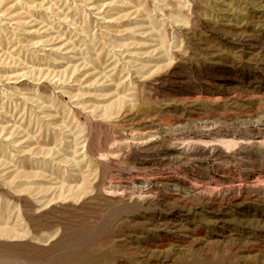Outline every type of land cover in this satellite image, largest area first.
Returning <instances> with one entry per match:
<instances>
[{
	"label": "rangeland",
	"instance_id": "1",
	"mask_svg": "<svg viewBox=\"0 0 264 264\" xmlns=\"http://www.w3.org/2000/svg\"><path fill=\"white\" fill-rule=\"evenodd\" d=\"M0 264H264V0H0Z\"/></svg>",
	"mask_w": 264,
	"mask_h": 264
}]
</instances>
